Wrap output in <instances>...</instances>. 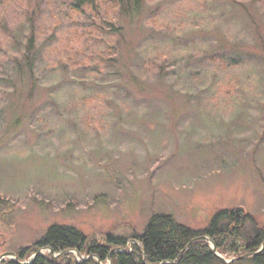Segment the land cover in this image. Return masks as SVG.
Wrapping results in <instances>:
<instances>
[{
    "label": "rangeland",
    "instance_id": "obj_1",
    "mask_svg": "<svg viewBox=\"0 0 264 264\" xmlns=\"http://www.w3.org/2000/svg\"><path fill=\"white\" fill-rule=\"evenodd\" d=\"M237 207L264 228V0L5 1L0 257L54 225L130 238Z\"/></svg>",
    "mask_w": 264,
    "mask_h": 264
},
{
    "label": "trees",
    "instance_id": "obj_2",
    "mask_svg": "<svg viewBox=\"0 0 264 264\" xmlns=\"http://www.w3.org/2000/svg\"><path fill=\"white\" fill-rule=\"evenodd\" d=\"M5 1L0 0V9ZM141 1L71 0V3L75 12L82 13L102 5L129 9L132 2ZM33 53L30 41L25 62L31 71ZM211 242L218 255L236 258L231 264H264V228L242 207L219 210L209 226L200 231L179 223L172 215L157 214L143 234L130 238L112 234L87 236L75 227L54 225L37 243L17 251L16 259H4L0 264H227L213 251ZM44 250L45 253L29 262ZM245 255L246 258L240 259Z\"/></svg>",
    "mask_w": 264,
    "mask_h": 264
},
{
    "label": "water",
    "instance_id": "obj_3",
    "mask_svg": "<svg viewBox=\"0 0 264 264\" xmlns=\"http://www.w3.org/2000/svg\"><path fill=\"white\" fill-rule=\"evenodd\" d=\"M204 240H209V238H207V237H204L203 238ZM135 241L133 240L132 241V244L134 243ZM211 244H212V248H213V251L217 254V250H216V247H215V245L211 242ZM43 253V251H40L39 253H37L34 257H33V260L36 258V256H38V255H41ZM51 255H54L53 254V252H51ZM218 255V254H217ZM219 256V255H218ZM6 258H9V259H16L17 258V255H16V253H8V254H5V255H3V256H1L0 257V263H1V261H3L4 259H6ZM219 258L224 262V263H227V264H231V263H233L234 261H235V259L234 260H231V261H227V260H225L224 258H222L221 256H219ZM245 257H242V258H240V259H244ZM32 260V261H33ZM239 260V259H238ZM31 262V261H30Z\"/></svg>",
    "mask_w": 264,
    "mask_h": 264
}]
</instances>
